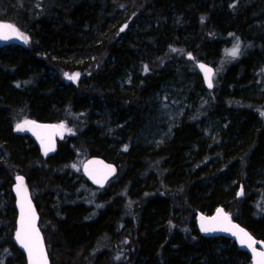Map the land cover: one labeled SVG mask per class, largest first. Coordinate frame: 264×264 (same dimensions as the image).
I'll list each match as a JSON object with an SVG mask.
<instances>
[{
    "label": "trees",
    "instance_id": "1",
    "mask_svg": "<svg viewBox=\"0 0 264 264\" xmlns=\"http://www.w3.org/2000/svg\"><path fill=\"white\" fill-rule=\"evenodd\" d=\"M173 11L187 24L172 27ZM0 22L28 37L0 49V264H27L13 242L20 174L52 264L249 261L235 243L218 254L230 241L201 235L196 217L223 207L264 242V0H0ZM189 54L215 68L214 88L165 146L136 145L146 100ZM138 63L122 90L117 80ZM223 115L222 132L202 140L199 127ZM27 119L70 127L53 155L16 130ZM91 157L119 169L103 190L83 176Z\"/></svg>",
    "mask_w": 264,
    "mask_h": 264
},
{
    "label": "rangeland",
    "instance_id": "2",
    "mask_svg": "<svg viewBox=\"0 0 264 264\" xmlns=\"http://www.w3.org/2000/svg\"><path fill=\"white\" fill-rule=\"evenodd\" d=\"M186 24L187 23L184 16L180 15L178 12L173 11V15L171 17V26L180 27ZM144 28L149 30L152 28V25L147 24ZM16 29L18 30V32L22 33L18 28ZM9 34V44L4 49V52L7 53L11 51L16 44L24 42L22 38H17L14 33L9 32ZM186 37L188 38V35H186ZM202 56L207 57V53L202 54ZM186 60L181 58L175 60L174 62H171L169 64L170 75L165 80L161 90L150 96L146 100L147 113L144 124L135 136L136 145L150 149H156L165 146L172 140L175 129L180 125L185 113L191 110L196 98L208 95L204 90L206 87L201 73L198 70V74L193 73L192 71V73H189L187 68L188 65L190 66V64L195 68L199 61H195L191 54L187 55ZM142 72L143 68L139 63L133 64L130 66V68L125 69L122 77L117 80V84L122 90H126L127 85L130 81V77L134 75H140L142 74ZM69 76L75 77L74 74ZM216 76L217 75L215 74L214 80ZM259 83L260 84L257 88V93H264V63H262L260 66ZM196 88L197 92L194 94V97H192V91ZM227 119V116L224 115L220 117L218 116L217 118L207 119L205 123L199 127L201 139L204 141H209L219 133H221L222 128L225 125L224 121ZM32 121L34 120L27 119L24 121V123L18 125L23 128L25 124ZM57 124L63 125V128L66 130V132L70 130V127L65 124ZM18 125H16V130ZM18 131H20V133H24L23 130ZM81 163L82 160H77L76 168L80 167ZM233 183H235V180H233ZM229 241L230 242L228 244L220 243L218 245V254H221V252L232 248V244L234 242L231 240ZM248 257L249 261H247L243 257H238L234 261V264H251V258L250 256Z\"/></svg>",
    "mask_w": 264,
    "mask_h": 264
},
{
    "label": "water",
    "instance_id": "3",
    "mask_svg": "<svg viewBox=\"0 0 264 264\" xmlns=\"http://www.w3.org/2000/svg\"><path fill=\"white\" fill-rule=\"evenodd\" d=\"M9 39L7 40L0 39V49H4L8 45ZM200 65H204L205 68L212 70V74H211L212 87L208 86V81L205 76V71L200 67ZM197 67L203 77V81L205 83L206 89L212 90L214 88V76L216 72L215 68L203 61L199 62L197 64ZM24 130L26 134L30 137V139L34 141L39 151L44 156H51L52 154H54L55 151L57 150L58 141L62 139L64 136L63 128L55 123L30 122L25 125ZM82 173L87 179V181L92 186H94L95 188L99 190H102V189H105L108 183L118 175V167L115 164L110 163L101 157H91L84 162L82 166ZM18 177L23 178L22 185H20L21 190L19 193L17 191L18 184H20V182L17 180ZM25 189H26V192L24 191ZM12 192H13V196L15 199V210H16V228H15L14 236H13L14 244L24 254L26 263L30 264L27 250L23 248L21 244L16 240V232L20 228L21 205L23 204L24 211L26 214L29 212V209L31 210V212L34 213L35 229H36V232H38L39 234V241L42 243L44 256L46 257L47 264H52L49 251H48V247L46 244L45 236L40 227L39 210L37 208L36 202L34 201L32 197L30 187L24 175L20 174L15 177ZM220 210H222L223 214L227 215V217L229 218L228 220H225L223 215H218ZM213 217H218V219L216 221H213L212 220ZM229 220L231 224L238 225L240 229H243L244 232L248 233L256 241V244L254 245V247L256 248L257 252L264 251V242L261 240H258L246 228H244L243 226L235 222L231 218V216L227 214V212L224 210L223 207L217 208L216 211L212 215H206L204 213H199L196 217V225H197V229L199 233L202 234L204 237L225 238L227 240L233 241L239 250H241L242 252L250 256L251 264H257V257L253 253L252 249L247 247L246 245L241 244V240H240L241 234L239 232H237V235L234 236L231 234V232H225V231H219V230L205 232V231H202L201 229L202 222L211 227L219 228L222 226H228ZM233 231H236V229H233Z\"/></svg>",
    "mask_w": 264,
    "mask_h": 264
},
{
    "label": "snow or ice",
    "instance_id": "4",
    "mask_svg": "<svg viewBox=\"0 0 264 264\" xmlns=\"http://www.w3.org/2000/svg\"><path fill=\"white\" fill-rule=\"evenodd\" d=\"M9 32L14 33L17 36V38H22L25 43L28 42V37L18 32V30L14 26L10 24H0V39L3 40L9 39L10 38ZM238 53H239V43H237L231 50L227 52V54L231 55L232 57H236ZM200 67L205 71V76L208 81V86L212 87V80H211L212 70L205 68L204 65H200ZM68 78L74 79L75 77L69 76ZM61 127H63V125H61ZM17 130H23V128L20 125H18ZM17 180L20 182L17 188V191L19 193L21 190L20 185H22L23 178L18 177ZM24 191L26 192V189ZM218 215H223L225 220L229 219L226 214L222 213V210L219 211ZM34 219H35L34 213L31 212V210L29 209V212L26 214L24 211V206L22 204L20 228L16 232V240L21 244L23 248L27 250L30 264H47L46 257L44 256V252H43L42 243L39 241V234L38 232H36L35 229ZM217 219L218 217L212 218L213 221H216ZM201 229L202 231L205 232L217 231V230L231 232V234L234 236L237 235V232H239L241 234L240 237L241 244L246 245L247 247L252 249L253 253L257 257V264H264V251L257 252L256 248L254 247L256 241L248 233L244 232L243 229H240L238 225L231 224L230 220L228 226H222L219 228L211 227L202 222ZM233 229H236V231H233Z\"/></svg>",
    "mask_w": 264,
    "mask_h": 264
},
{
    "label": "bare ground",
    "instance_id": "5",
    "mask_svg": "<svg viewBox=\"0 0 264 264\" xmlns=\"http://www.w3.org/2000/svg\"><path fill=\"white\" fill-rule=\"evenodd\" d=\"M203 61V60H202ZM198 62V61H197ZM208 90V89H207ZM36 122H38V121H36ZM49 123V122H48ZM118 171H119V169H118ZM84 176V175H83ZM12 188H13V186H12ZM13 193V192H12ZM32 193V192H31ZM202 235V234H201Z\"/></svg>",
    "mask_w": 264,
    "mask_h": 264
}]
</instances>
